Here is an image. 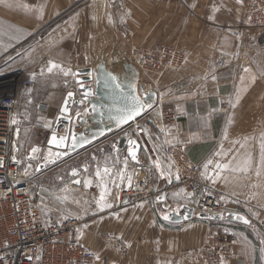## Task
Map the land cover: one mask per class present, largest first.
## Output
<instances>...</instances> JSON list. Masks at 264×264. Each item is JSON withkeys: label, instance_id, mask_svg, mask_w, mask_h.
<instances>
[{"label": "crops", "instance_id": "crops-1", "mask_svg": "<svg viewBox=\"0 0 264 264\" xmlns=\"http://www.w3.org/2000/svg\"><path fill=\"white\" fill-rule=\"evenodd\" d=\"M245 1L0 0V61L11 71L10 51L25 42L35 45L28 47V56L40 55L31 59L28 72L37 91L16 98L18 116L24 119L18 133V157L24 160L33 146L43 148L38 164L26 162L24 172L36 173L39 164L51 156L45 143L68 91L69 74L64 72L73 74L76 69L91 67L79 59L84 46L87 55L98 58L102 54L120 56L128 47L151 43L177 47L184 60L178 70L166 74L161 89L156 90L157 104L152 111L156 114L139 120L144 145L139 165L151 159L154 179L172 185L167 194L172 206L189 205L184 201L185 188L173 178L171 162L159 155V145L152 144L145 130L159 125V118L168 113L172 123L168 129L163 127L166 143L183 145L195 162L210 159L214 152L221 165L216 176H223L224 182L229 174L246 171L240 158L247 157L248 151L234 146V133L222 136L216 128L218 117L238 125L243 108L253 121L251 111L257 107L255 62L259 48L264 47V33L239 27ZM122 24L129 33L120 29ZM237 29L243 30L241 39L232 35ZM99 38H113L118 44L98 46L95 40ZM219 54L226 56L222 68L216 67ZM51 63L60 67L49 72ZM228 106L230 115L219 113ZM129 129L111 133L67 160L42 169L36 185L43 219H77L78 241L96 254V264H220L213 257L214 250L225 243L229 247L226 264H264V230L248 217L249 225L225 219H194L181 225L165 221L164 210L145 202L117 207V192L130 183L138 167L127 154ZM105 168L109 170L106 175ZM97 169L102 178L96 175ZM98 201L111 206L101 208ZM205 238L207 248H202Z\"/></svg>", "mask_w": 264, "mask_h": 264}, {"label": "built area", "instance_id": "built-area-1", "mask_svg": "<svg viewBox=\"0 0 264 264\" xmlns=\"http://www.w3.org/2000/svg\"><path fill=\"white\" fill-rule=\"evenodd\" d=\"M243 12L240 28H264L263 0H246ZM239 32L237 30L233 34L237 36ZM135 56L128 58L138 68L139 82L143 86L144 84L147 86L145 81L147 73L156 80L167 70L178 69L182 62L179 53L160 45L141 48ZM218 56L216 66L221 68L226 56L224 54ZM19 86L33 87L34 81L24 78L17 84L16 91ZM16 94L17 92L15 95L11 93L0 95V264H96V254L78 241L77 231L80 223L77 219L69 217L49 222L42 217L38 205L40 191L36 185L42 170L29 174L24 172L23 168L28 161L38 164L43 148L33 146L27 151L24 160L18 157L16 153L18 133L24 119L17 113ZM78 111L80 108L75 107V112ZM66 126L68 124L60 122L55 130L51 129V132L64 135ZM128 127L130 139H135L141 147L144 146L141 134L135 126ZM129 148L131 146H128ZM33 149L37 151L33 152ZM164 153L175 167L174 179L179 185L188 187L193 192L204 185L203 171L210 173L213 171L215 163L213 158L209 160L211 163L195 162L183 149L174 145L165 147ZM130 159L138 167L130 183L117 192L115 197L117 207L126 208L145 202L162 210L170 208L172 203L168 201L167 194L171 184H162L160 179H154L153 161L150 159L149 166L146 163L139 165L138 156L136 160L131 157ZM194 208L197 209L196 206ZM201 208L197 209L198 212ZM213 209L214 212H221L217 209L216 203ZM262 228L264 230V223ZM228 253V243H225L214 250L213 257L220 264H225Z\"/></svg>", "mask_w": 264, "mask_h": 264}, {"label": "rangeland", "instance_id": "rangeland-1", "mask_svg": "<svg viewBox=\"0 0 264 264\" xmlns=\"http://www.w3.org/2000/svg\"><path fill=\"white\" fill-rule=\"evenodd\" d=\"M242 12H243V8H242ZM243 16H244V12L242 13V19H243ZM120 29L124 30L127 33L130 32V30H128V27L125 24H122ZM253 29L261 30L264 33V28L257 27ZM239 31L240 32L237 34V36L232 33L233 37L241 39L243 30H239ZM113 40H114L113 38H107V40H105V38L104 39L99 38L95 40L96 41L95 44L99 46L104 43L110 47L112 46V44H118L116 40L115 42H113ZM122 43L124 44V40L122 41ZM30 45L31 47L35 48L34 47L35 45H33V43L30 44L27 42L18 44L17 46L12 48V50L10 51L11 71L8 70L7 63H3V60L0 61V95L8 94V93L15 95V93L17 92L16 98H18V95L25 94L26 92L33 93L37 91L35 90V87H36L35 82H34L33 87L19 86L16 91V86L22 79L30 78L28 76L29 74L28 72H29L30 64H32L33 62L31 59L34 60L36 59V57L40 56L37 52L35 55L28 56L27 52L29 50L28 47ZM128 45L129 44L127 43L126 46ZM155 45L167 47L168 49L176 51L182 57L181 61L183 62L184 57H183L181 50H179L177 47L166 45V44L164 45L161 43L142 44L136 47L135 46L128 47L126 48L127 49L126 52H122V54L119 53L118 55L120 56L126 55L127 57L135 56V53L141 48L142 49L149 48ZM87 51H88L87 46L86 47L84 46L83 55H80L79 59L83 60L84 63L93 67L97 63L98 58H96L95 55L93 56L87 55ZM108 57L109 55L106 56V58ZM45 60L46 59L43 58L44 62ZM255 68L257 69V75H258L257 84H259V90L256 95V98L258 100V102H256L257 107L253 108L251 111L253 115V121H252L251 116H249L247 113L245 114L243 113L247 111V108H243L241 111H239L241 113V117L238 116V125H234V126L229 125L228 118H226L224 121L222 120L219 121V117H218V119L216 120V123L219 124V126H217L216 128L219 129L222 136L225 135V133H234L236 135L233 138V141L235 140L236 142L234 146L238 149L242 148L243 146L248 151L247 157L240 158L241 168H243L246 171L241 172V173H231L227 176L226 181L224 182L223 176H221L220 178L219 176L218 177L216 176V173L218 172L220 168V167H217V165H220V162H219V159L216 157L215 153L212 152L210 155L211 158L203 161V162H207L209 160H212V158L213 160H215L212 173L203 171L202 182L204 183V185L201 186L196 192L191 191L188 187H185V186L184 187L182 186V187L183 189L185 188L186 190L185 191L186 198L184 201L189 202V205L193 207L196 206L197 209H199L202 207L204 200L207 201V198H212L214 199V203H216L217 209L220 210L222 214H225L227 212H236V213L244 214L252 221H255V222L257 221V223L262 228V224L264 223V47L259 48V51L256 54ZM176 70H167L166 73H164L160 78L156 80L153 77H151L149 73H147L146 76L144 75L145 81L147 82L146 83L147 86L145 84L144 86L146 87V89H149L150 87L151 89L154 88L155 90H159L161 89L160 84L163 78L166 76V74L171 71H176ZM70 73H69L68 80L65 82V89H68V91L71 89L73 90L76 89L75 88L76 87L75 75L70 74ZM54 77H56L55 74L52 75V79ZM47 80H48V77H47ZM9 83H11L10 86L8 85ZM230 100H233L232 97H230ZM229 106L220 109L219 113L220 114L226 113L227 115H230L231 109L229 108ZM152 111L153 109L150 111L151 113L148 112L145 117H147V115L149 117L150 115L156 114L155 110L154 112ZM158 116H161V115H158ZM145 117L142 118L143 121H145L144 120ZM163 119H164V122H163ZM171 119H172V115L168 113L164 114L163 116H161V118H159V125L157 126L150 125L145 130L146 132H148V137L150 138L152 144H155V145L157 144V146L159 145L158 146L160 147V150L158 152L159 155L163 156L164 158H166L167 160L171 162L173 166V170H174L173 171V174H174L173 178H174L175 177V167L172 161L165 156V153H164L165 147H167L168 145H174V146L180 147L185 152L186 150L181 144H174L172 142L166 143V133L163 130V127L165 126V129H168V126H169L168 124L172 123ZM226 123L228 124V126L225 125ZM139 124H140V121H139ZM216 128H215V133H216ZM231 144L233 146L234 142ZM146 164L150 166V159L146 161ZM175 182L177 185H179L176 179H175ZM171 186L172 185L169 186L170 188L168 190V194L170 190L172 189ZM199 220L212 221V220H205V219H199ZM199 220L196 219V221H199ZM79 230L80 228L78 229V231ZM206 243H207V239L205 238L204 242L202 243L203 244L202 248L203 247L207 248ZM225 264H226V260H225Z\"/></svg>", "mask_w": 264, "mask_h": 264}, {"label": "water", "instance_id": "water-1", "mask_svg": "<svg viewBox=\"0 0 264 264\" xmlns=\"http://www.w3.org/2000/svg\"><path fill=\"white\" fill-rule=\"evenodd\" d=\"M97 63L94 67H82L74 70L76 89L78 93L75 95V91L69 90L62 101V105L56 116L57 120L54 123L52 130H55L60 122L68 124L66 133L64 135H58L54 131L50 132L45 147L51 151V156L46 162H41L37 170H42L60 163L63 160H67L82 150L89 148L91 145L96 144L111 133H114L125 127L134 125L138 130V133H142L138 123L145 115L150 112L157 104V92L154 89H146L140 82V73L135 64L126 55L117 56L110 55L106 58L105 55L98 56ZM109 74L115 75L119 78L123 85V92L115 90L111 81L109 80ZM83 85V87H81ZM71 92L73 95L68 96ZM88 93V95H85ZM139 97L144 101L146 105L140 115L136 116L132 120H128L126 123H119L118 118L123 115L122 110L132 104V97ZM67 100V111H63L65 108V101ZM74 107H79L80 111H73ZM72 111L74 112L72 114ZM79 113V115H77ZM53 135L59 139L65 137L64 144L56 145L51 144ZM73 137L76 142L73 143ZM86 141V142H85ZM135 141V151L137 156L139 155L141 145L135 139L127 140ZM131 148L133 145H130ZM128 156L129 151L127 152ZM167 215L169 219H164ZM162 218L171 223H187L194 219L205 220H231L239 223L249 225L250 220L246 215L227 212L222 214L221 212H203L195 211L194 207L188 204H182L177 206H170L161 213ZM237 217H243L244 219H237ZM247 220L248 223L244 221Z\"/></svg>", "mask_w": 264, "mask_h": 264}, {"label": "snow or ice", "instance_id": "snow-or-ice-1", "mask_svg": "<svg viewBox=\"0 0 264 264\" xmlns=\"http://www.w3.org/2000/svg\"><path fill=\"white\" fill-rule=\"evenodd\" d=\"M60 66L59 65H56L54 63H51L49 68H48V71L51 72L54 68H59ZM61 71H64L62 68H61ZM65 75H68L69 72L65 71L64 72ZM109 80L111 81V85L112 87L115 89V90H118L120 91L121 93L123 92V85H122V82L119 80V78L115 75H111L109 74ZM81 87H83V85H81ZM73 95V93L69 92L68 93V96L71 97ZM85 95H88V93H85ZM132 104L126 108H124L122 110L123 112V115H121L119 118H118V122L119 123H126L128 120H132L134 119L136 116L140 115V113L144 110L145 107H150V105H146L144 103V101L142 99H140L139 97H132ZM67 100L65 101V108L63 109V111H67ZM79 115V113L77 114ZM65 137H60L59 139H57V137L55 135H53L52 137V140L50 141L51 144H56V145H62L64 144V141H65ZM76 140H75V137H73V143H75ZM86 142V141H85ZM129 144L130 145H133L132 148L129 149V155L131 156V158L133 160H136V151H135V141H129ZM37 151V149H33V152ZM51 155V153H50ZM209 163H211V161H209ZM127 164V160H125V165ZM157 167H159V164H157ZM217 167H220V165H217ZM104 174H108L109 170L107 168H105L103 170ZM96 175L98 177H101V171L99 169H97V172H96ZM161 175H164V173H161ZM179 177L177 176V179ZM78 183V181H77ZM101 201H103L104 199V196L103 194L101 195ZM98 204H100V207L101 208H104V207H110L111 205L109 204H106V203H103L101 204L99 201H98ZM164 219H169V217L167 215L164 216ZM237 219H244L243 217H237ZM245 223H248L247 220L244 221ZM97 259H99V257H97Z\"/></svg>", "mask_w": 264, "mask_h": 264}, {"label": "bare ground", "instance_id": "bare-ground-1", "mask_svg": "<svg viewBox=\"0 0 264 264\" xmlns=\"http://www.w3.org/2000/svg\"><path fill=\"white\" fill-rule=\"evenodd\" d=\"M132 57V56H131ZM136 63V62H135ZM138 65V63H136ZM139 125V123H138ZM67 127V126H66ZM66 131V129H65ZM213 206H214V199H210V198H207V201L204 200V203H203V208H201V210L199 211H203V212H211L213 213L214 212V209H213ZM195 211H198L196 208H194ZM252 222L250 221V224ZM182 225L185 224V223H181Z\"/></svg>", "mask_w": 264, "mask_h": 264}]
</instances>
